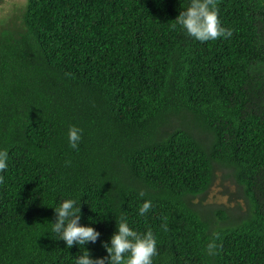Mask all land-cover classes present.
Wrapping results in <instances>:
<instances>
[{"label":"trees","instance_id":"obj_1","mask_svg":"<svg viewBox=\"0 0 264 264\" xmlns=\"http://www.w3.org/2000/svg\"><path fill=\"white\" fill-rule=\"evenodd\" d=\"M190 3L23 0L0 18V264L108 258L122 218L153 232V264H264V0H216L233 34L206 42L172 27ZM215 169L229 205L192 199ZM68 199L96 242L52 231Z\"/></svg>","mask_w":264,"mask_h":264},{"label":"clouds","instance_id":"obj_2","mask_svg":"<svg viewBox=\"0 0 264 264\" xmlns=\"http://www.w3.org/2000/svg\"><path fill=\"white\" fill-rule=\"evenodd\" d=\"M187 35L200 42L217 40L221 37L228 39L232 36L231 29L221 26L216 0H191L190 6L183 10L175 19ZM71 75V74H69ZM82 130L72 126L69 129L68 139L73 149L78 148L81 141ZM9 154L7 150L0 151V173L8 167ZM70 164L69 162H66ZM4 183V176L0 175V184ZM144 195L143 192L140 193ZM151 201H146L139 209L140 215H145L151 210ZM57 220L53 223L52 231L58 234L59 240L66 241L71 249L74 245L85 246L89 242H96L100 233L93 227L81 226V204L68 199L55 208ZM118 231L111 239V246L105 243L103 246L109 253L108 258L93 259L87 250L75 259V264H153V257L158 254L157 241L151 230L141 234L129 227L123 218L117 225ZM212 247L211 245L209 246Z\"/></svg>","mask_w":264,"mask_h":264},{"label":"rangeland","instance_id":"obj_3","mask_svg":"<svg viewBox=\"0 0 264 264\" xmlns=\"http://www.w3.org/2000/svg\"><path fill=\"white\" fill-rule=\"evenodd\" d=\"M23 0H0V18L6 17L5 15L9 13L10 18L13 17L12 7L18 6ZM14 19V17H13ZM13 19L9 20L8 23L13 25ZM227 189L234 190L235 184L232 183L229 176H223V170L215 169V177L208 189L204 194L193 197L192 199L197 203L203 202L204 204H224L229 205L228 193L225 191ZM232 199H234L232 197ZM236 199V198H235ZM198 200V201H197ZM231 203H234L233 201Z\"/></svg>","mask_w":264,"mask_h":264}]
</instances>
